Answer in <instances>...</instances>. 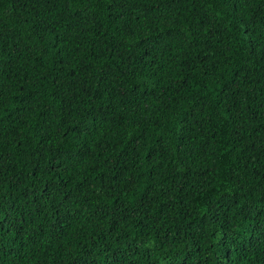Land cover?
<instances>
[{
	"label": "trees",
	"instance_id": "obj_1",
	"mask_svg": "<svg viewBox=\"0 0 264 264\" xmlns=\"http://www.w3.org/2000/svg\"><path fill=\"white\" fill-rule=\"evenodd\" d=\"M0 264H264V0H0Z\"/></svg>",
	"mask_w": 264,
	"mask_h": 264
}]
</instances>
